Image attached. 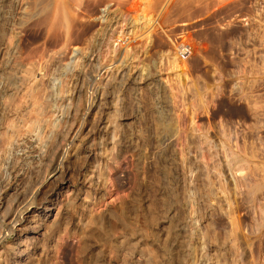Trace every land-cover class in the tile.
<instances>
[{"label":"rangeland","instance_id":"obj_1","mask_svg":"<svg viewBox=\"0 0 264 264\" xmlns=\"http://www.w3.org/2000/svg\"><path fill=\"white\" fill-rule=\"evenodd\" d=\"M22 2L8 25L0 0V264H264V0Z\"/></svg>","mask_w":264,"mask_h":264},{"label":"bare ground","instance_id":"obj_2","mask_svg":"<svg viewBox=\"0 0 264 264\" xmlns=\"http://www.w3.org/2000/svg\"><path fill=\"white\" fill-rule=\"evenodd\" d=\"M9 1V0H8ZM12 1V6L11 7H13L12 9H11V11L10 12H8V18H6V21L3 19V17H1V20L3 19L4 21H5V23L6 24H8V25H12V24H14V23H17L18 22V18H19V16L22 14V6H24L25 5V3H24V5H23V2H22V0H11ZM25 2V1H24ZM1 4V3H0ZM3 4V3H2ZM25 7V6H24ZM23 7V8H24ZM10 8V7H9ZM6 11H9V10H6ZM1 13H3V12H0V14ZM6 13V12H5ZM7 14H5L4 15V18H5V16H6ZM0 20V21H1ZM2 24V23H1ZM4 24V23H3ZM4 27H5V25H3ZM6 28V27H5ZM4 32H6V31H4ZM4 82H2V84H3ZM6 84V83H5ZM0 85H1V83H0ZM2 88V87H1ZM1 98V97H0ZM101 99V98H100ZM98 102V101H97ZM99 102H101L100 100H99ZM66 128H68L65 132H64V134H62L63 135V137H62V140H66V139H68V140H70V139H72L77 133V131H78V129H79V127L76 125V124H70V126L69 125H67V127ZM62 144V143H61ZM60 150H62V149H60V146H58L56 149H53V151L51 152L52 153V157L53 156H56V154H59V151ZM60 155H61V153H60ZM59 156V155H58ZM58 156H56V157H58ZM57 172L59 173V169H57L56 167H54V168H52L51 170H50V175L52 176L54 173H56L57 174ZM62 175V174H61ZM46 180H49V179H47V177H46V179H45V181ZM44 181V180H43ZM44 181V182H45ZM46 183V182H45ZM44 183H42V185H43ZM40 189V188H39ZM36 190V189H35ZM38 190V189H37ZM36 190V191H37ZM39 191V190H38ZM41 191V190H40ZM39 191V192H40ZM34 192V191H33ZM47 192V191H46ZM45 192V193H46ZM35 193L36 192H34V193H31L32 194V196L34 197L35 196ZM30 194V193H29ZM31 194H30V196H31ZM47 195V194H46ZM28 194L27 195H25L24 196V200H22L21 202H19L18 203V205H22L23 207L22 208H24L23 210H15L14 212H12L9 216H8V218H7V220L9 219L10 221H11V224L12 223H15V225L16 224H20V222H21V220H23L24 219V210H27L28 209V207H29V205H31V203L32 202H28ZM31 196V197H32ZM31 199V198H30ZM25 201V202H24ZM30 201V200H29ZM24 203V204H23ZM17 209V208H16ZM26 212V211H25ZM26 214V213H25ZM10 221H8V222H10ZM12 226V225H11ZM20 226V225H19ZM18 227V226H17ZM14 228V227H13Z\"/></svg>","mask_w":264,"mask_h":264},{"label":"built area","instance_id":"obj_3","mask_svg":"<svg viewBox=\"0 0 264 264\" xmlns=\"http://www.w3.org/2000/svg\"><path fill=\"white\" fill-rule=\"evenodd\" d=\"M176 55L179 58H186L190 54V46L187 42L179 40L175 46Z\"/></svg>","mask_w":264,"mask_h":264}]
</instances>
